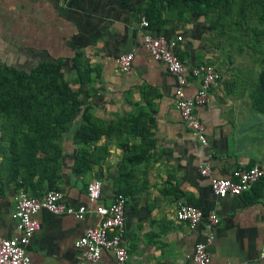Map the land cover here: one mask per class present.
I'll return each mask as SVG.
<instances>
[{"label": "crops", "instance_id": "0c3cea01", "mask_svg": "<svg viewBox=\"0 0 264 264\" xmlns=\"http://www.w3.org/2000/svg\"><path fill=\"white\" fill-rule=\"evenodd\" d=\"M140 0H0V67L27 72L39 63L59 60L64 77L75 76L73 58L79 55L89 69L87 95L91 113L106 122L116 116H137L140 126L129 123L120 134L111 132L93 142L76 145L71 132L63 134L58 178L53 189L64 193L73 207L87 204L85 185L100 181L95 204L108 205L117 194L126 197L121 244L127 251L124 264H185L193 245L202 239L206 215L213 211L218 223L207 246L211 264H264V112L254 111L249 92L255 79L245 61L215 62L217 85L195 113L207 139L201 145L182 122L174 107V80L164 64L151 58L141 34L180 35V54L187 79L185 92L197 88L192 66L204 62L216 50L203 38L209 28L203 19L169 23L164 28H142ZM132 53L127 71L117 69V56ZM10 127L0 116V237L15 234L11 218L13 198L21 188L23 169L6 161L9 138L19 141L26 126ZM138 127H141L138 129ZM138 130L137 133L132 131ZM79 148L85 150L88 167L72 171ZM260 166L261 179L239 195L216 196L209 177L233 178L241 168ZM208 166V174L199 168ZM31 195L49 189L34 174ZM180 200L199 209L202 217L190 229L175 219ZM81 219L40 209L34 215L38 228L25 250L31 264H75L74 241L83 229L96 222L92 211ZM93 264H114L109 251H102Z\"/></svg>", "mask_w": 264, "mask_h": 264}, {"label": "trees", "instance_id": "16d2710c", "mask_svg": "<svg viewBox=\"0 0 264 264\" xmlns=\"http://www.w3.org/2000/svg\"><path fill=\"white\" fill-rule=\"evenodd\" d=\"M140 1L138 9L152 30L187 21L189 15L202 18L217 30L230 21L234 8L239 17L244 14L238 0ZM247 4L248 13L257 22L264 20V0H247ZM254 40L257 41L256 37ZM73 66L75 76L71 79L64 77L59 60L39 63L27 72L0 67V116L13 129L14 123L26 126V131L18 136L19 141L11 133L5 156L9 164L23 169L19 185L24 190L32 186L34 174L38 179H45L49 189L54 188L60 167L59 142L72 125L71 137L76 145H87L111 132L120 134L129 123L140 126L139 115L116 116L108 122L93 117L92 104L80 97L88 93L85 87L90 82L89 69L83 67L78 54L74 55ZM249 97L251 108L264 112V65L255 73ZM84 156L85 150L79 148L72 164L73 173L81 174L88 167Z\"/></svg>", "mask_w": 264, "mask_h": 264}, {"label": "built area", "instance_id": "2783aa9c", "mask_svg": "<svg viewBox=\"0 0 264 264\" xmlns=\"http://www.w3.org/2000/svg\"><path fill=\"white\" fill-rule=\"evenodd\" d=\"M140 25L147 28L146 19L140 17ZM182 40L180 35L164 37L153 35L149 32L141 34L143 47L151 58L165 65L167 72L174 80V107L186 128L191 131L203 146L207 144L204 125L195 113V107L202 105L207 100L211 88L217 85L219 72L205 62L191 67L190 75L197 78V88L191 94L185 92L187 79L184 74L182 60L178 56L177 48ZM132 53H120L117 56V69L127 71L130 67ZM202 175L208 174V166L199 168ZM262 177L259 165L253 164L247 168L238 169L233 178L209 177L208 183L212 193L216 196L226 194L239 195L249 191ZM100 181L92 179L85 185L87 204L73 207L65 202L64 193L59 189H48L39 196L31 195L26 190L18 188L15 192L11 218L14 220L15 234L10 238L0 237V264H31L25 247L38 228L34 215L40 209H45L53 214H69L81 219L86 212L92 211L97 220L86 226L81 235L74 241L78 250L75 264H93L102 251H109L114 264H124L127 251L120 242L123 233V215L126 197L117 194L108 205H98L95 201L100 193ZM202 213L199 209L178 200L176 202L175 219L184 222L193 229L200 221ZM218 223V218L213 211L206 215L205 230L202 239L193 245L192 252L185 264H211L207 246L213 239V227ZM260 256H264V248L260 249ZM232 264V263H224ZM242 264V263H237Z\"/></svg>", "mask_w": 264, "mask_h": 264}, {"label": "rangeland", "instance_id": "374dc122", "mask_svg": "<svg viewBox=\"0 0 264 264\" xmlns=\"http://www.w3.org/2000/svg\"><path fill=\"white\" fill-rule=\"evenodd\" d=\"M238 3L243 7L244 14L239 17L238 10L234 8L230 21L225 22L224 27L218 26V29L214 30L203 20L209 28V35L203 39L207 40L211 49L216 50L218 54L216 57L212 55L204 62L212 65L217 71L215 62L220 64L225 60L248 62L251 72L264 65V20L257 22L248 13L247 0H238ZM252 27H256V30H252Z\"/></svg>", "mask_w": 264, "mask_h": 264}]
</instances>
